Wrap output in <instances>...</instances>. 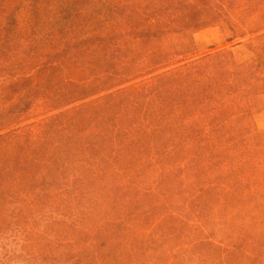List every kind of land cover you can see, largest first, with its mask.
<instances>
[{
  "label": "rangeland",
  "instance_id": "obj_1",
  "mask_svg": "<svg viewBox=\"0 0 264 264\" xmlns=\"http://www.w3.org/2000/svg\"><path fill=\"white\" fill-rule=\"evenodd\" d=\"M0 41V264H71L102 223L170 212L147 264H264V0H0ZM211 57L243 75L210 121L174 118L167 76Z\"/></svg>",
  "mask_w": 264,
  "mask_h": 264
},
{
  "label": "trees",
  "instance_id": "obj_2",
  "mask_svg": "<svg viewBox=\"0 0 264 264\" xmlns=\"http://www.w3.org/2000/svg\"><path fill=\"white\" fill-rule=\"evenodd\" d=\"M209 10H213V9H209ZM142 15L144 16V14ZM143 16H141L140 19ZM7 27H9V25H5L3 27V30L6 29ZM184 28H187V27H184ZM143 36H147V35H143ZM152 39L156 40L157 36L153 34L151 37L150 35L144 38L139 37L138 40H136V42L137 41H138L137 43L148 42ZM3 46L4 44H2V41H0V47H3ZM70 50L71 49L62 51L60 55L67 56L69 57V60H72L73 56H70V53H71ZM217 56L218 58L228 57L224 53H219L217 54ZM217 56L215 55V57ZM213 58L211 57L208 59H203V61H199L197 65L193 66L192 68H186L183 71H173V72H170L169 75L167 76V79H168L167 85L169 84L170 91L167 94V96L164 98V101L162 103H164L165 107H168L170 109V113L176 115L174 118L178 119L182 108L183 110H185V112H189V113L192 110H196V111L199 110V113H197L195 116H198V118L201 120L210 121V119H213L215 115H218L213 112L211 113L207 112L208 107L214 102L213 100L215 99V95L220 94V93L224 94L226 92V89H225L226 87L230 86L231 89L235 88L237 77L243 75V72L241 73V67L243 68L244 66L235 65L237 69H239L237 73L233 71L234 65H231L232 67L231 71H229V65L228 66L226 65L221 71L219 69L217 72H213L211 69H217V67L213 66L212 64ZM209 62H212V63L208 64ZM195 67H198V68L195 69ZM247 67L248 66H246V71H248L249 69L253 72L252 74H254L256 70L264 74V71L256 67L255 62L250 64L248 68ZM229 76L236 77V79L233 80L232 82L231 80H229ZM223 77H226V78L223 79ZM159 78H162V77L156 78L158 79L157 81L161 80ZM220 78H222L221 80L223 81H220ZM260 79L264 80V75H261ZM182 81L184 82V85H182ZM176 83H178V85ZM159 97L163 98V94H161ZM206 116H211V117L207 118ZM208 126L210 125L208 124ZM217 131L218 130L213 131L212 128L209 127L208 132H206L205 136H203L204 137L203 140L206 141V137H209L211 134L217 135L216 133ZM58 145L59 144H57V146H54L53 150H55L57 154L60 155V153L62 152V149ZM93 151H96V145H86V147H84L83 149V152L84 153L88 152V154L89 152H93ZM174 153H177V151ZM241 165L244 166V173H245L246 169L252 165L251 159H247L246 161H243L240 164V167ZM230 190L231 189L229 188V193H230ZM167 219L173 220V219H178V217L173 212H170L163 217H159L148 228V233H147L148 236H146L144 233L141 232L142 222H139L137 224H134L132 227H129L127 224H125V221L123 220V218L122 219H110L111 221L108 220L105 223H102L100 227H98L95 230L94 235L91 236V242L87 243V246L84 248V250H82L81 252L83 253L82 255H80L81 253L72 254L71 264H88V263L90 264L91 260L96 264H104V260L109 258V255L111 254L110 249L113 245L118 247L117 257L118 259H121V262L123 264L126 262L129 263V261H133V260L135 264H140L143 262V259L145 258H146L145 264H147L148 257H144V254L150 251L149 245L153 241H158L157 239H159V237L161 236V233L157 232L158 228ZM87 222H88V219L86 220L84 219V221H81V223H87ZM106 227L107 228L110 227L109 229L114 230V235H108L112 238L107 239L105 237L103 238V236L102 237L100 236L106 230ZM137 237H143V238L149 237L147 241V245L136 247L134 243H132V245L129 244V247H127L126 244L122 246V242L124 241L133 242L135 241V238ZM74 245H75V242L71 240L70 246H74ZM91 245L93 247L98 246V249L91 251ZM246 256L249 259H253V258L255 259V255L254 253L252 254V252H249Z\"/></svg>",
  "mask_w": 264,
  "mask_h": 264
}]
</instances>
